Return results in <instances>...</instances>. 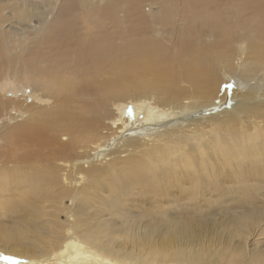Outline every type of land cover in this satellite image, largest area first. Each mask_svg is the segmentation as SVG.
Listing matches in <instances>:
<instances>
[{
  "label": "bare ground",
  "instance_id": "6f19581e",
  "mask_svg": "<svg viewBox=\"0 0 264 264\" xmlns=\"http://www.w3.org/2000/svg\"><path fill=\"white\" fill-rule=\"evenodd\" d=\"M0 79V256L264 264V0H0Z\"/></svg>",
  "mask_w": 264,
  "mask_h": 264
},
{
  "label": "rangeland",
  "instance_id": "374dc122",
  "mask_svg": "<svg viewBox=\"0 0 264 264\" xmlns=\"http://www.w3.org/2000/svg\"><path fill=\"white\" fill-rule=\"evenodd\" d=\"M131 7H133V5H131ZM151 7L148 5V6H146L145 8H144V11L146 10V11H149V9H150ZM153 11L155 12H159V11H161V8H159V7H154L153 8ZM78 12H82V11H78ZM82 14V13H81ZM78 16H79V18H80V20L78 21V22H80V23H82V15H75L74 17H76V18H78ZM34 25H37L38 24V22L34 19L33 21H31ZM82 25V24H81ZM179 25H180V27L179 26H177V25H174L175 26V29H177L178 28V30H179V38H180V36L183 34V31H182V25H183V23L182 22H180L179 23ZM16 27H18V28H20V26L19 25H17ZM127 27H128V25H127ZM22 28H24V27H21L20 28V31H22V33L25 31L24 29H22ZM183 28H184V25H183ZM28 34H30V33H27V35ZM212 36L214 35V31H211V33H210ZM164 36H168V33L167 32H165L164 34H163ZM174 39H173V37H171V41H173ZM170 41V42H171ZM169 42V43H170ZM16 50H14L13 52H15ZM3 79H4V81H3V83L4 84H6L7 82H9L11 79H10V76L9 75H4L3 76ZM0 80H2V79H0ZM3 83H1L0 82V85L1 84H3ZM4 95H5V93H3ZM227 100V99H226ZM225 102V101H224ZM225 105H227L226 103H224ZM217 107H219V106H217ZM216 108V106H214V109ZM214 111H216V110H214ZM207 114V113H206ZM136 126V125H135ZM4 128V126H2V123H0V132L2 131V129ZM138 131H141L140 129L138 130ZM141 133V132H140ZM144 135V133H141V136H143ZM150 138H152V136H150V137H148V140H151ZM63 139H64V137H63ZM147 139V138H146ZM180 142H182V140H180ZM124 154V153H123ZM122 154V155H123ZM68 187V186H67ZM70 200V201H69ZM70 202H71V199L70 198H65L64 199V204H65V206H67V207H69L70 206ZM131 203H134L135 202V200H132V201H130ZM134 207V206H133ZM148 209H152V207H148V206H146V205H144V207H143V210L142 211H144V210H148ZM145 214H148V211H146L145 212ZM65 215V216H64ZM68 219H67V217H66V213H61L60 214V217H59V221H60V223L63 225V224H67L66 223V221H67ZM242 236H247V235H242ZM251 236V238H253V240L255 239V238H258V241H259V239H261V242L259 241V242H257L258 244H262V245H264V234L263 235H259L260 236V238H259V236H255V233L254 234H252V235H250ZM251 242H252V240H251ZM263 242V243H262ZM261 245V246H262ZM223 250L224 249H218V251H222L223 252ZM160 262H163V260L162 259H160L159 260ZM0 264H27V262H25V261H18V260H16V259H14L12 256H0ZM210 264H223V263H219V262H216V261H214V262H211Z\"/></svg>",
  "mask_w": 264,
  "mask_h": 264
}]
</instances>
